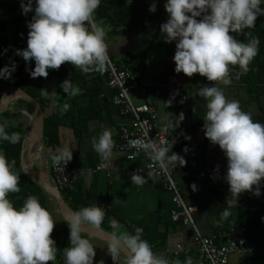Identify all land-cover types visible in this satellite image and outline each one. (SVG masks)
<instances>
[{
    "label": "clouds",
    "instance_id": "1",
    "mask_svg": "<svg viewBox=\"0 0 264 264\" xmlns=\"http://www.w3.org/2000/svg\"><path fill=\"white\" fill-rule=\"evenodd\" d=\"M100 4L101 0H35L34 5L33 0H21L22 14L27 15L34 8V15L28 21L27 47L16 49V52L25 61L34 59V69H27L33 78L47 77L50 68L59 69L65 62L85 73L107 71L110 63L109 45L105 39L107 30L103 22H97L95 18ZM262 4L264 0H166L164 8L168 18L159 29L166 42L176 41L175 72L182 71L189 77L199 73L215 82L199 88L197 95L206 100L205 136L218 144L228 158L225 179L233 198L248 191L261 195L260 185L264 179V124L254 121L251 112L244 111L238 100H230L225 94V87L232 84L230 68L239 66L241 72L236 73L239 79L242 73L249 71L250 63L259 52V38H251L245 43L234 33L255 28L257 17L264 15ZM149 11H157L155 2L149 6ZM15 70V62L5 65L0 68V77L11 78ZM61 85L69 96L81 92L79 85L69 79ZM171 102L169 100V104ZM70 107L65 103L62 111ZM179 116L178 122L169 121L166 127L176 128L184 119L183 113ZM0 141L17 144L21 141V133H9L6 125L0 123ZM141 146L153 164L165 172L187 163L184 156L171 151L168 146L152 141ZM93 147L101 159L110 164L115 157L111 130L106 128L94 138ZM50 158L54 166L63 168L73 159V150L68 146L60 147ZM14 166L15 162H10L5 152L0 151V264L54 262L57 260L56 241L51 235L56 225L54 217L35 195H29L21 207L14 206L9 193L21 190L20 174ZM152 176V172L145 176L135 170L130 179L132 184L143 186ZM192 187L196 189L195 184ZM228 215L225 210L224 218ZM104 218L105 210L94 205L71 214V246L64 248V264H94L95 245L82 233L86 230L84 225L102 230ZM110 227L113 232L107 252L114 264H170L167 258L155 254L150 243L142 238L143 228L136 227L134 233L117 234L122 226L112 221ZM96 264H104V261ZM172 264L182 262L177 259ZM183 264H193V258L187 257Z\"/></svg>",
    "mask_w": 264,
    "mask_h": 264
},
{
    "label": "crops",
    "instance_id": "2",
    "mask_svg": "<svg viewBox=\"0 0 264 264\" xmlns=\"http://www.w3.org/2000/svg\"><path fill=\"white\" fill-rule=\"evenodd\" d=\"M149 5L157 0H146ZM261 7H264L262 4ZM152 15L154 14L151 12ZM264 19V15L260 16ZM107 30L106 43L109 45V54L117 62H123L130 57L133 60V70L139 80L146 86H139L131 91V98L136 104L149 103L154 106L162 121H179L180 113L184 119L175 128L172 127L171 151L185 157L187 163L183 167L177 166L176 179L181 187L184 200L197 206L194 217L197 228L201 234L216 238V229L222 226L218 223V210L222 212L225 207L228 213L234 207H242L240 196L233 198L228 182L216 176L213 166L228 165V158L218 144H214L205 136L204 115L206 114V100L197 95L200 86L210 84L205 76L195 75L189 77L182 71L175 72L173 59L176 50V41L159 44V24L156 18H151L144 29H133L127 26L112 24L109 20L103 21ZM79 70L86 74L90 82L86 89L80 93L86 94V109L91 106L96 112L93 118L86 122V130L79 137L69 127L60 128V144L55 148L44 150L47 157L46 172L51 179V153L58 148L68 146L73 150V159L70 161V176L73 190L83 194H91L107 204L111 210V222H118L119 232L133 233L132 226L143 228L142 238L146 239L155 254L167 258L172 264L179 259L182 264L187 257L193 258V264H198L201 256L197 250L196 231L191 225L174 222L171 211L175 204L172 201V192L169 191L163 180L156 175L149 178L143 186L132 184L130 176L126 174L129 168L145 165L143 156L129 159L127 152L116 148L120 135V127L126 118L121 116L118 108L112 103L113 90L107 84V75L99 72L85 73L70 62H65L59 69H49V73L59 71L70 72ZM245 74V73H242ZM46 85L48 81L44 82ZM179 84L188 94L185 105H178L174 92L161 91L160 85ZM8 86L0 81V95ZM250 88V87H249ZM255 90L248 89V82L244 79L232 77V84L225 87L228 99L238 100L242 109L251 112L254 121L264 124V83L253 86ZM82 98V97H81ZM171 100V104H169ZM12 108L6 112L3 121L20 127L23 132L31 126V109L25 108L23 103L11 104ZM19 116V118H18ZM110 129L115 147V157L111 163L101 159L93 147L94 138L105 129ZM191 137L190 139L186 137ZM44 145V144H43ZM187 146V151L185 147ZM169 151V155L171 154ZM51 152V153H50ZM196 185L193 190L192 185ZM48 209L55 222L65 220L60 212L57 202L47 195ZM85 237L95 245L96 256L94 264L103 260L104 264H114L107 252L106 242L89 234ZM56 248L65 240V234L53 237ZM225 241V238H224ZM217 242L218 244H223ZM58 250V249H57ZM123 253L121 256L123 257ZM245 256L239 253L231 255V264H243ZM53 264H60L59 260ZM264 264V253L257 254L254 263Z\"/></svg>",
    "mask_w": 264,
    "mask_h": 264
},
{
    "label": "trees",
    "instance_id": "3",
    "mask_svg": "<svg viewBox=\"0 0 264 264\" xmlns=\"http://www.w3.org/2000/svg\"><path fill=\"white\" fill-rule=\"evenodd\" d=\"M165 2L166 0H157V11L152 15L149 11L150 5L146 0H101L99 8L96 10L95 18L97 22L109 20L115 25L127 26L133 29H144L148 21L153 17L156 18L160 27L168 18V13L164 8ZM33 4L35 5V0H33ZM33 15L34 8L27 15L22 14L21 0H0V68H3L5 65H11L13 62L16 63V70L12 73L11 78L5 79L0 77V81H3L7 85L22 88L40 102L45 115L43 143L46 148L53 149L60 144L61 127L71 128L75 135L80 137L86 130V122L88 119L93 118L96 112L93 111L94 109L91 106H88L86 109L85 93H80L73 97L66 94L62 89L61 84L65 79H69L73 84L79 85L81 90L89 86L90 82L86 79V74H83L79 70L49 73L47 77L40 76L33 78L30 75L27 69H34V59L31 62L25 61L22 56L17 54L16 49L27 47L28 21L32 19ZM159 34L161 36L158 39V43L166 44L165 36L161 33ZM234 35L245 43L251 38H259V52L257 56L250 63L249 71L239 76V79H244L248 82V89L255 90L253 86H259L264 83V19L258 16L255 28L245 29L244 33L237 32ZM119 63L121 64V62ZM237 72H241L238 65L230 68V74L233 78H236ZM104 74L107 75L106 71ZM195 75L200 74L195 73ZM46 80L48 81L47 85L44 83ZM209 83L212 82L209 81ZM45 92L47 95L44 94ZM18 102L23 103L25 108L31 109L29 102L24 100ZM65 103L70 104L71 107L67 111H62ZM1 123L6 125V130L9 133L14 131L21 133V141L17 144L0 141V151L5 152L10 162H15L14 170L20 174L19 184L21 190L18 193H9V198L14 202V206L19 208L29 195H35L42 206L46 208L47 195L49 194L24 172L21 164L23 130L6 121ZM260 187L261 195L259 196H256L252 191L242 193L240 196L242 207L232 208L226 219L224 218V212L225 210L228 211V207H225L223 212L218 210V223H221L222 226L216 229L217 242H223L225 232L229 226L232 223L238 222L247 228L246 235L251 245L260 251H264V220H262V217H264V179H262ZM61 192L66 202L75 211L93 205L103 208L105 210V218L102 229L110 233L113 232L110 227L111 210L107 204L89 193L83 194L71 189H62ZM55 223L56 225L51 233L52 237H57L60 233L65 234L64 243L57 247V259L60 264H64V248L71 246L69 222L64 220L63 222ZM135 228V226H132L131 231L133 233ZM84 234L82 233V235ZM256 255L249 254L245 256L243 264L254 263ZM47 264H53V261H49Z\"/></svg>",
    "mask_w": 264,
    "mask_h": 264
},
{
    "label": "built area",
    "instance_id": "4",
    "mask_svg": "<svg viewBox=\"0 0 264 264\" xmlns=\"http://www.w3.org/2000/svg\"><path fill=\"white\" fill-rule=\"evenodd\" d=\"M132 62L133 60L127 57L120 64L110 55V63L106 71L107 84L113 90L111 101L118 108L119 114L126 118L125 123L120 127V135L116 142V148L126 151L129 159L143 156L146 161L142 167L127 169L126 174L130 176L133 171L137 170L141 174L148 176V173L152 172L153 175L159 176L163 180L165 187L172 192V201L175 204L174 209L171 211L172 220L184 225H191L196 231L197 250L201 255L199 264H230L231 255L234 253L244 256L263 254L264 251H260L251 245L246 235L247 228L238 222L232 223L229 226L225 232L223 244H218L213 237L201 234L194 217L197 206L189 204L184 200L181 187L176 179L178 169H170L168 172H165L158 165H154L149 159L141 145L152 141L160 146L170 147L172 127H166L168 121H162L156 108L151 104H136L133 102L131 91L143 83L133 70ZM146 85L145 83L143 84V86ZM159 89L161 91L174 92L177 96L176 102L178 105H185L188 101L187 92L179 84L166 83L165 85H160ZM130 156L134 158H130ZM149 165L153 166L150 167ZM62 167L58 168L51 162L52 182L61 191L62 189L73 190V182L70 176V162ZM227 168L228 165H215L213 166V171L216 176L225 179Z\"/></svg>",
    "mask_w": 264,
    "mask_h": 264
},
{
    "label": "water",
    "instance_id": "5",
    "mask_svg": "<svg viewBox=\"0 0 264 264\" xmlns=\"http://www.w3.org/2000/svg\"><path fill=\"white\" fill-rule=\"evenodd\" d=\"M27 101L31 105L32 124L25 131L23 138V146L21 152V164L24 172L35 180L44 191L54 198L57 202L60 212L65 220L69 222V218L75 210L64 199L61 190L56 187L47 175V157L44 150L43 134H44V110L40 102L23 90L14 85H8L4 88L0 95V113L7 112L11 104L18 101ZM83 233L97 237L108 243L112 233L102 229H91L88 225H84Z\"/></svg>",
    "mask_w": 264,
    "mask_h": 264
},
{
    "label": "rangeland",
    "instance_id": "6",
    "mask_svg": "<svg viewBox=\"0 0 264 264\" xmlns=\"http://www.w3.org/2000/svg\"><path fill=\"white\" fill-rule=\"evenodd\" d=\"M11 106H12V105H10V107H11ZM6 115H7L6 112H2V113H0V119H4ZM18 118H19V116H18ZM5 119H6V118H5Z\"/></svg>",
    "mask_w": 264,
    "mask_h": 264
}]
</instances>
